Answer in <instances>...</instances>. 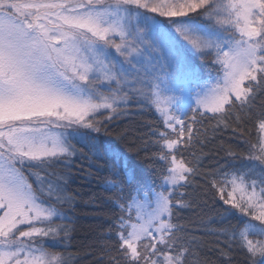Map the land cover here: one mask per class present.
I'll return each mask as SVG.
<instances>
[{
    "label": "snow or ice",
    "instance_id": "6c2138e0",
    "mask_svg": "<svg viewBox=\"0 0 264 264\" xmlns=\"http://www.w3.org/2000/svg\"><path fill=\"white\" fill-rule=\"evenodd\" d=\"M193 52L211 57L214 77L202 82ZM133 99L162 125L151 130L160 183L143 193L112 145L91 135L98 116L125 115ZM197 116L241 135L254 123L244 158L257 163L211 186L249 218L220 230L225 264L233 249L264 264V0H0V264H67L44 240L70 231L55 223L57 205L72 203L68 177L50 169L68 168L75 144L112 162L111 189H128L111 264H200L174 222L199 175L200 157L184 155L200 136Z\"/></svg>",
    "mask_w": 264,
    "mask_h": 264
},
{
    "label": "trees",
    "instance_id": "16d2710c",
    "mask_svg": "<svg viewBox=\"0 0 264 264\" xmlns=\"http://www.w3.org/2000/svg\"><path fill=\"white\" fill-rule=\"evenodd\" d=\"M200 61L198 56L193 58L202 79L208 81L216 70ZM126 113L111 121L104 117L100 133L91 135L112 145L134 172L133 186L143 193L160 183V162L153 157L156 147L151 130L162 125L158 115L152 112L131 109ZM214 123L208 116L197 119L200 136L195 146L184 155L188 159H194L192 153L200 157L199 175L193 184L183 189V199L189 206L177 208L174 212V222L182 225L186 239L193 241L191 248L200 264H225L219 249H227V243L220 230L237 227L249 219L219 199L211 186V179H219L217 173L240 170L257 163L244 158L257 136L253 121L247 122L244 135L233 132L232 127H213ZM75 147L76 155L71 158L68 168L58 164L50 169L68 177L64 187L72 203L57 205L63 219L57 218L55 223L68 227L70 231L67 237L61 233L54 239L45 238L44 242L50 251L60 253L67 264H111L109 256L115 255L117 221L121 215L118 202H126L128 189L125 187L121 192L109 186L108 181L118 179L111 161L90 157L80 144H75ZM230 151L235 155H229ZM24 174L29 182L34 183L27 169ZM44 199L47 200L46 197ZM252 223L258 224L257 221ZM233 264H245L236 249H233Z\"/></svg>",
    "mask_w": 264,
    "mask_h": 264
},
{
    "label": "rangeland",
    "instance_id": "374dc122",
    "mask_svg": "<svg viewBox=\"0 0 264 264\" xmlns=\"http://www.w3.org/2000/svg\"><path fill=\"white\" fill-rule=\"evenodd\" d=\"M151 15H155V14H151ZM157 19L166 20V18H164V17H157ZM197 56H198V59L201 60L200 63H204V64L206 63V64L209 65L208 68H210V69H212L214 71L216 70V66L211 63V57H201L200 54H197V53H194V52L191 53L190 56H189V59H190V61H191L192 64H193V58H195ZM195 67L197 68V66H195ZM197 69L199 71L200 68H197ZM200 76H201V74H200ZM214 76H215V74H214ZM202 82H205V80L202 79ZM194 90L195 89H194V86H193V91ZM131 109H132V111H134V110H136V111H143L144 110V111H149V112H152V113L156 114L153 109H151L149 107L142 106L141 103H138L134 99L129 102V106L126 109H124L123 111H125V112L126 111H131ZM191 115H192V113L189 112V116H191ZM118 116H120V115H118ZM104 117H105L104 115H101V116H98V119L102 122V120L104 121ZM199 118H200V116H197V119H199Z\"/></svg>",
    "mask_w": 264,
    "mask_h": 264
}]
</instances>
